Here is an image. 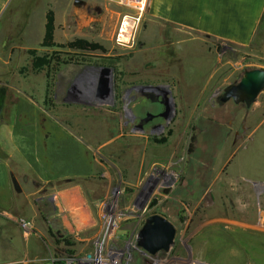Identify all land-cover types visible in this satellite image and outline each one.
I'll list each match as a JSON object with an SVG mask.
<instances>
[{
	"label": "rangeland",
	"instance_id": "1",
	"mask_svg": "<svg viewBox=\"0 0 264 264\" xmlns=\"http://www.w3.org/2000/svg\"><path fill=\"white\" fill-rule=\"evenodd\" d=\"M48 9L56 14L57 44L81 38L107 50L43 49L31 39L39 55L59 59L53 120L88 148L53 128V148L43 156L50 161L53 153V175L90 174L72 182L82 186L93 222L37 237L31 222L24 221L26 237L9 236L0 223V261L92 264L102 244L122 264H264V91L250 108L221 101L246 71L264 69V31L249 47L212 41L195 51L179 41L188 34L169 38L146 8L137 22L138 13L119 0H14L0 23L9 82L42 106L46 71L32 70L19 36L31 18L43 36ZM195 67L203 74H185ZM10 117L7 147L36 164L45 147L34 105L22 101ZM7 165L0 161V214L9 212ZM156 214L177 234L169 250L152 255L140 246V232Z\"/></svg>",
	"mask_w": 264,
	"mask_h": 264
},
{
	"label": "crops",
	"instance_id": "2",
	"mask_svg": "<svg viewBox=\"0 0 264 264\" xmlns=\"http://www.w3.org/2000/svg\"><path fill=\"white\" fill-rule=\"evenodd\" d=\"M13 1L0 0V23ZM146 10L151 21L160 22L163 28L168 29L169 38L179 32L188 34L189 36L179 41L191 44L190 46L195 51L201 48V45L212 41L237 47H249L264 31L262 29L264 26V0H147ZM31 19L24 25L19 36L21 43H27L28 51L33 47L31 39L36 37L35 42L40 46L45 33L44 22L43 36L40 31L36 36ZM3 33L0 35V150L3 156L0 161L8 164L6 167L10 182L8 183L9 212L4 211L0 214L1 226L5 231L7 230L9 236L22 233L26 237L28 233L24 227L22 228V221L31 222L34 225L33 231L36 237L53 236V232H59L58 230L71 233L76 228L79 229L80 226L86 224L88 226L93 222L82 186L74 185L72 182L74 178L83 179L90 174L82 173L75 175L76 177L71 174L56 175L55 173L53 175V171L56 170L53 168V153L46 152L50 158L49 161L43 156V152L49 150L48 145L53 148V128L73 145L76 142L77 146L88 148L81 145L82 143L71 132L59 125V122L53 120V115L41 103L28 96L25 87L10 84V55L4 49L7 43L3 38ZM201 71L204 69L195 67L193 71L184 72L190 77H197L203 74ZM196 83L197 81L194 80L195 85ZM43 91L41 92L43 93ZM22 101L34 105L35 133L38 139L41 138L45 147L41 151L37 150L36 164L31 163L26 155L10 151L6 145V134L15 127L14 120L11 122L10 115ZM80 147V151L84 150ZM87 153L89 154V151ZM70 154V159H74L73 153ZM13 156L15 164L11 163ZM87 159L95 166L93 157L88 155ZM14 179L19 190L15 187ZM53 187L58 196L57 202L54 201ZM18 223L21 229L17 225ZM37 248L42 252L40 246ZM12 262L0 261V264Z\"/></svg>",
	"mask_w": 264,
	"mask_h": 264
},
{
	"label": "water",
	"instance_id": "3",
	"mask_svg": "<svg viewBox=\"0 0 264 264\" xmlns=\"http://www.w3.org/2000/svg\"><path fill=\"white\" fill-rule=\"evenodd\" d=\"M264 91V69L255 68L246 71L239 83L232 87L227 94V100L234 98L245 104L247 108L256 103L259 95ZM15 187L19 190L16 180ZM177 230L165 217L156 214L150 217L140 232V246L149 254H156L162 250H169L174 244Z\"/></svg>",
	"mask_w": 264,
	"mask_h": 264
},
{
	"label": "trees",
	"instance_id": "4",
	"mask_svg": "<svg viewBox=\"0 0 264 264\" xmlns=\"http://www.w3.org/2000/svg\"><path fill=\"white\" fill-rule=\"evenodd\" d=\"M45 33L43 40L40 44V48L54 49V48H66L71 51H80L82 53H92L100 51L103 54L107 53L105 47L99 43L92 42L86 39H75L66 44L59 45L55 41L56 33V14L52 9H48L45 15ZM28 54L32 58V70L40 73L46 71V90L43 106L50 111L53 108V63L56 59L48 54L39 55V51L32 49L28 51ZM59 242V241H58Z\"/></svg>",
	"mask_w": 264,
	"mask_h": 264
},
{
	"label": "built area",
	"instance_id": "5",
	"mask_svg": "<svg viewBox=\"0 0 264 264\" xmlns=\"http://www.w3.org/2000/svg\"><path fill=\"white\" fill-rule=\"evenodd\" d=\"M119 2L132 10L138 13V16L133 18L135 21H140L143 13L146 8L147 0H119ZM22 226L27 228L29 226L28 223L23 222ZM48 264H56L54 262H49ZM92 264H122L118 255L115 252L108 253L104 250L103 245L101 244L98 253L96 254L94 261Z\"/></svg>",
	"mask_w": 264,
	"mask_h": 264
},
{
	"label": "flooded vegetation",
	"instance_id": "6",
	"mask_svg": "<svg viewBox=\"0 0 264 264\" xmlns=\"http://www.w3.org/2000/svg\"><path fill=\"white\" fill-rule=\"evenodd\" d=\"M235 86H236V85H235ZM228 92H229V91H228ZM228 92H226V95H225L226 97H225V98L223 97V98L221 99L222 102H227V101H229V100H227V94H228ZM226 117H228V116H226Z\"/></svg>",
	"mask_w": 264,
	"mask_h": 264
}]
</instances>
